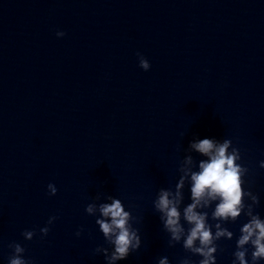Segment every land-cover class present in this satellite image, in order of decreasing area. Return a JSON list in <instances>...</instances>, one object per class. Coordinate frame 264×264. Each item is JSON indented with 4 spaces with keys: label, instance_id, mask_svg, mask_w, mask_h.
<instances>
[{
    "label": "clouds",
    "instance_id": "obj_1",
    "mask_svg": "<svg viewBox=\"0 0 264 264\" xmlns=\"http://www.w3.org/2000/svg\"><path fill=\"white\" fill-rule=\"evenodd\" d=\"M56 35L61 38L66 33L57 31ZM137 56L139 67L148 71L151 67L149 61L140 53ZM189 150L203 159L197 162L191 154L185 155L174 190L161 188L153 202L155 210L160 213L163 229L169 235L168 246L174 247L182 242L186 252L201 257L198 264H216L217 241L231 240L234 236L232 231L222 226L223 223L236 222L243 214L247 221L240 228L232 264H260L264 261V219L255 212V206L260 202L258 195L244 188L249 169L239 163L240 150L232 145L230 139L219 141L214 138L194 140L189 144ZM259 166L264 168V160ZM186 184L189 185L191 202L181 209ZM47 188L50 196L56 195L54 184L49 183ZM105 199L110 202L89 203L85 211L90 216L99 214L95 223L105 241L112 246L111 251L98 246L95 253H102L107 264H117L140 249L142 241L139 230L132 226L133 217L125 210L122 201L110 195ZM209 209L211 220L216 221L214 224L209 223ZM56 219V216H50L47 224H53ZM49 230L45 226L40 233L47 236ZM81 232L82 229L78 230L76 236L79 237ZM22 235L26 240H32L36 233L25 230ZM9 247L12 254L8 264H30L24 258L25 248L20 243H12ZM157 264H169L168 257L158 258ZM179 264L194 262L185 257Z\"/></svg>",
    "mask_w": 264,
    "mask_h": 264
}]
</instances>
